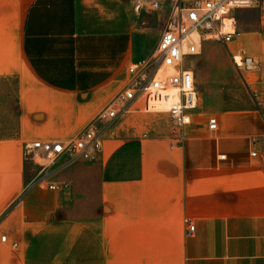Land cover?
Listing matches in <instances>:
<instances>
[{
  "label": "crops",
  "instance_id": "obj_1",
  "mask_svg": "<svg viewBox=\"0 0 264 264\" xmlns=\"http://www.w3.org/2000/svg\"><path fill=\"white\" fill-rule=\"evenodd\" d=\"M132 3L0 0V77L17 79L15 130L0 138V264H264V162L250 155L264 126L246 115H210V131L199 108L170 148L166 115L136 102L96 160L43 167L26 154L76 137L125 86L145 57ZM190 70L196 89V74L208 81Z\"/></svg>",
  "mask_w": 264,
  "mask_h": 264
},
{
  "label": "built area",
  "instance_id": "obj_2",
  "mask_svg": "<svg viewBox=\"0 0 264 264\" xmlns=\"http://www.w3.org/2000/svg\"><path fill=\"white\" fill-rule=\"evenodd\" d=\"M261 1L169 0L168 17L155 50L151 56L127 68L128 80L125 86L98 110L76 137L25 143L26 154L38 153L47 159L43 167L59 158H63L66 164L77 160H96L101 155L105 133L110 131L119 117L130 112L136 102L143 104L144 111H153L150 105L154 102L166 103L170 148L181 146L185 140L184 128L192 122L194 113L199 109L194 74L185 63L199 52L203 42L212 40L224 44L243 84L251 95L256 94L245 77L246 73L255 70L253 57L233 53L228 44L240 34L236 27V11L257 6ZM162 3L163 0H137L136 7L145 5L151 10H158ZM217 125L215 116L207 119L210 131H215ZM250 155L260 156L264 162V138L262 149L255 148L250 151ZM47 187L63 190L68 185L50 183ZM184 223L186 235H192L195 228L193 222L184 219ZM0 238L6 240L5 235Z\"/></svg>",
  "mask_w": 264,
  "mask_h": 264
},
{
  "label": "rangeland",
  "instance_id": "obj_3",
  "mask_svg": "<svg viewBox=\"0 0 264 264\" xmlns=\"http://www.w3.org/2000/svg\"><path fill=\"white\" fill-rule=\"evenodd\" d=\"M137 0H133L130 9L131 27L142 42L144 56L149 57L158 43L170 9L169 0H163L161 9L151 10L143 5L136 9ZM264 0L257 6L236 11V27L240 36H236L228 48L235 54H249L255 62L252 73L251 89L253 96L236 73L229 52L224 44L217 41H205L198 54L186 60V66L196 73L202 71L208 81H200L196 74L199 115L203 120L210 115H246L248 122H260L264 126ZM258 81V83H257ZM16 78L0 77V138L9 136L15 130L16 115L14 98ZM260 83V84H259ZM252 90V91H253ZM102 108V107H101ZM100 108V109H101ZM160 114L166 111H149ZM31 143V142H29ZM35 162L46 164L40 154L31 155Z\"/></svg>",
  "mask_w": 264,
  "mask_h": 264
},
{
  "label": "bare ground",
  "instance_id": "obj_4",
  "mask_svg": "<svg viewBox=\"0 0 264 264\" xmlns=\"http://www.w3.org/2000/svg\"><path fill=\"white\" fill-rule=\"evenodd\" d=\"M139 8V7H138ZM136 7V9H138ZM161 9V8H160ZM159 10V9H158ZM160 38V37H159ZM201 49V48H200ZM155 50V49H154ZM200 51V50H199ZM199 53V52H198ZM197 53V54H198ZM196 55V54H195ZM133 64V63H132ZM131 65V64H130ZM197 91V89H196ZM197 101H198V93H197ZM150 108L152 110H155V111H165V109L167 108V104L166 103H163V102H154L150 105Z\"/></svg>",
  "mask_w": 264,
  "mask_h": 264
}]
</instances>
